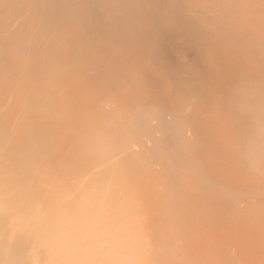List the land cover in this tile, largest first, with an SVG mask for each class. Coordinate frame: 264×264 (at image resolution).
I'll return each instance as SVG.
<instances>
[{"label":"bare ground","instance_id":"6f19581e","mask_svg":"<svg viewBox=\"0 0 264 264\" xmlns=\"http://www.w3.org/2000/svg\"><path fill=\"white\" fill-rule=\"evenodd\" d=\"M0 264H264V0H0Z\"/></svg>","mask_w":264,"mask_h":264}]
</instances>
